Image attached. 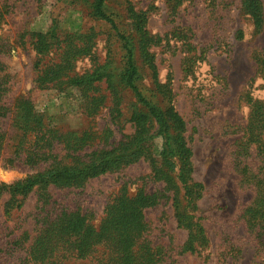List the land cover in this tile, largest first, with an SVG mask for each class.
Returning <instances> with one entry per match:
<instances>
[{"label": "rangeland", "instance_id": "obj_1", "mask_svg": "<svg viewBox=\"0 0 264 264\" xmlns=\"http://www.w3.org/2000/svg\"><path fill=\"white\" fill-rule=\"evenodd\" d=\"M93 1L0 0V186L91 161L135 136L130 119L146 109L119 81L124 37L142 95L162 110L170 104L185 123L190 178L202 186L190 211L197 240L186 250L190 232L176 223L170 186L152 180L141 157L79 187L0 192V264H264V226L246 214L264 174V130H254L252 113L264 102V0L257 26L244 10L251 0H105L115 29L95 17ZM131 12L145 17V35ZM103 70L113 88L70 85ZM156 128L146 125L144 136L157 160ZM141 193L154 205L143 210L133 243H94L85 255L36 244L57 215L79 212L98 231L117 197Z\"/></svg>", "mask_w": 264, "mask_h": 264}, {"label": "trees", "instance_id": "obj_2", "mask_svg": "<svg viewBox=\"0 0 264 264\" xmlns=\"http://www.w3.org/2000/svg\"><path fill=\"white\" fill-rule=\"evenodd\" d=\"M105 0L93 1V13L96 18L104 21L112 29L115 22L111 15L105 12ZM132 11V9H130ZM244 10L247 11L257 26L261 23V4L258 0H251L245 4ZM131 15L137 25V31L145 35V17L142 15ZM115 29V28H114ZM125 49V72L119 80L123 89L146 109L145 114H134L131 122L136 126V134L128 142L120 144L118 147L105 151L91 161L77 163L74 165L48 166L42 168L36 174L18 181L13 185H1L0 192L11 195L26 196L33 189L39 187H79L91 178L102 176L108 172L116 171L128 166L130 163L143 158L148 161L152 180L162 182L170 186L172 192V207L174 217L179 227L187 229L190 234L186 250H193V243L197 240L198 220L191 212L195 209V199L200 196L202 186L194 183L190 178L192 173L191 156L192 152L184 142L183 133L185 123L169 104L164 110L156 105L147 102L135 84L138 70L134 63V54L129 47L128 41L121 37ZM43 45V44H42ZM260 70L264 79V54L258 58ZM113 76L103 71H96L89 75L73 78L70 85L76 88L91 87L95 83L104 82L109 88H113ZM254 118L258 120V125L254 130H264V102L252 105ZM156 124L154 134L160 135L163 140L162 151L159 159L154 158L152 151L145 147L149 136H144L146 125ZM256 125L252 126L255 127ZM261 136V132L257 133ZM264 155V151H263ZM264 174L259 182V192L254 203L246 208L247 221L250 225L264 226ZM262 185V186H261ZM153 197L142 193L135 198L121 195L117 197L110 207L107 217L102 222V227L96 231L79 212L62 213L48 224L39 236L36 244L45 246H56L65 244L75 251L77 255H85L86 248L94 243L110 242L112 245L133 243L140 239L135 234V229L139 231L145 225L142 221L144 209L154 205ZM131 226L132 229H128ZM129 230L128 232H126ZM131 231V232H130ZM45 251L51 252L46 249ZM50 254V253H49ZM49 254H45L47 257ZM36 261L44 262L46 259L38 253L34 255ZM48 259V258H47ZM48 264H51L48 263ZM121 264V263H116Z\"/></svg>", "mask_w": 264, "mask_h": 264}]
</instances>
